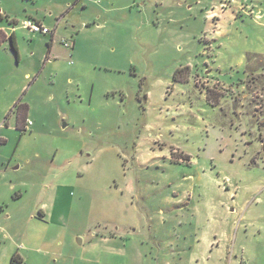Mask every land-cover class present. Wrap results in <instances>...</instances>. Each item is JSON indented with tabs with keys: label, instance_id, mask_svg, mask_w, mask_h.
<instances>
[{
	"label": "rangeland",
	"instance_id": "374dc122",
	"mask_svg": "<svg viewBox=\"0 0 264 264\" xmlns=\"http://www.w3.org/2000/svg\"><path fill=\"white\" fill-rule=\"evenodd\" d=\"M0 14V264H264V0Z\"/></svg>",
	"mask_w": 264,
	"mask_h": 264
},
{
	"label": "built area",
	"instance_id": "2783aa9c",
	"mask_svg": "<svg viewBox=\"0 0 264 264\" xmlns=\"http://www.w3.org/2000/svg\"><path fill=\"white\" fill-rule=\"evenodd\" d=\"M23 27H26L30 31H34V32H43V33H50L51 32V30L47 26H45L43 23H41L39 21L29 20V19H27L23 22ZM64 44L66 46H70L68 41H64ZM27 124H30V122L27 121Z\"/></svg>",
	"mask_w": 264,
	"mask_h": 264
},
{
	"label": "trees",
	"instance_id": "16d2710c",
	"mask_svg": "<svg viewBox=\"0 0 264 264\" xmlns=\"http://www.w3.org/2000/svg\"><path fill=\"white\" fill-rule=\"evenodd\" d=\"M0 17H1V14H0ZM12 41H13V48L18 52V46H17L16 39H15L14 35H12ZM253 56H257V55L254 54V55H251L250 57H253ZM175 77H176V75H175ZM209 96L210 95H208V98H209ZM25 122H26L25 115L19 116L20 127L25 126ZM12 262H21V259L18 257V255L15 254L12 256Z\"/></svg>",
	"mask_w": 264,
	"mask_h": 264
},
{
	"label": "crops",
	"instance_id": "0c3cea01",
	"mask_svg": "<svg viewBox=\"0 0 264 264\" xmlns=\"http://www.w3.org/2000/svg\"><path fill=\"white\" fill-rule=\"evenodd\" d=\"M37 21H39V20H37ZM25 125H28L27 124V121L25 122ZM22 193H19V194H17L15 197H17V198H19V197H22ZM0 200H2V202H4V198L3 199H0ZM6 201V200H5ZM43 215H44V213H42ZM22 249H24V248H22ZM25 250H27V249H25ZM16 255H18V257L21 259V260H23V259H25V258H27L26 257V255H22V254H20L19 252H16ZM7 256H8V253H7ZM241 264H243V263H241Z\"/></svg>",
	"mask_w": 264,
	"mask_h": 264
},
{
	"label": "water",
	"instance_id": "95a60500",
	"mask_svg": "<svg viewBox=\"0 0 264 264\" xmlns=\"http://www.w3.org/2000/svg\"><path fill=\"white\" fill-rule=\"evenodd\" d=\"M263 150H264V143H263Z\"/></svg>",
	"mask_w": 264,
	"mask_h": 264
}]
</instances>
